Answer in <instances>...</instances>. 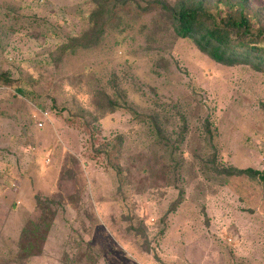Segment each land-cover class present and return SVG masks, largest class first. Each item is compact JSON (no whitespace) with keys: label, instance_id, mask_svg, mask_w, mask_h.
Instances as JSON below:
<instances>
[{"label":"rangeland","instance_id":"rangeland-1","mask_svg":"<svg viewBox=\"0 0 264 264\" xmlns=\"http://www.w3.org/2000/svg\"><path fill=\"white\" fill-rule=\"evenodd\" d=\"M250 6L264 26V0ZM92 9L0 0V264H264L262 186L220 173L264 171V73L211 59L161 10L61 55ZM91 75L118 103L99 120Z\"/></svg>","mask_w":264,"mask_h":264},{"label":"trees","instance_id":"trees-1","mask_svg":"<svg viewBox=\"0 0 264 264\" xmlns=\"http://www.w3.org/2000/svg\"><path fill=\"white\" fill-rule=\"evenodd\" d=\"M90 1L93 9L89 18V29L60 45L58 51L61 55L71 54L73 50L94 49L104 37L105 27H110L127 10L134 9L135 12L141 13L161 10L179 37L192 40L195 46L211 59L227 66L248 65L264 73V26L258 24L257 21L260 20L252 11L250 0H146L140 7L136 0ZM75 78L80 86L84 85L82 80L85 79V74L76 75ZM1 79L9 84L13 82L8 76ZM87 81L85 85L91 88L93 86V95L98 97L92 112L94 119L99 120L114 111L118 104L117 99L95 85L92 75ZM100 98H103L104 103L100 102ZM78 110L83 112L84 108L80 106ZM220 173L226 176H247L257 180L264 194V171L252 167L229 166L224 167ZM44 205L40 207L42 211ZM176 205L177 202L173 203L171 210L175 209ZM40 221L45 222V216L42 215ZM50 222L51 220L43 223L45 230L42 231L35 223H30L31 225L22 230L21 252L25 257L34 255L31 247L37 239H44ZM37 233L41 234L40 237Z\"/></svg>","mask_w":264,"mask_h":264},{"label":"built area","instance_id":"built-area-1","mask_svg":"<svg viewBox=\"0 0 264 264\" xmlns=\"http://www.w3.org/2000/svg\"><path fill=\"white\" fill-rule=\"evenodd\" d=\"M36 124L41 127L43 125V122L42 121H38ZM46 163H47V158H46Z\"/></svg>","mask_w":264,"mask_h":264},{"label":"crops","instance_id":"crops-1","mask_svg":"<svg viewBox=\"0 0 264 264\" xmlns=\"http://www.w3.org/2000/svg\"><path fill=\"white\" fill-rule=\"evenodd\" d=\"M5 132L8 133L6 130H5ZM7 136H8V135L5 134V137H7ZM5 139H6V138H4V141H5ZM9 141H11L10 138H8L6 142H9Z\"/></svg>","mask_w":264,"mask_h":264}]
</instances>
